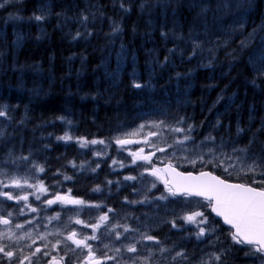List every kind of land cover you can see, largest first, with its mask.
<instances>
[{
    "label": "trees",
    "instance_id": "1",
    "mask_svg": "<svg viewBox=\"0 0 264 264\" xmlns=\"http://www.w3.org/2000/svg\"><path fill=\"white\" fill-rule=\"evenodd\" d=\"M248 1H243L241 12L235 0H50L49 20L35 19L41 16L38 0L0 9V104L11 109L12 116L11 121L0 118L4 129L0 137V172L6 173L0 179L28 176V183L42 181L59 196L70 194L78 200L95 202L106 206L104 212L112 208L114 213L129 216L128 221L139 223L140 231L156 236L173 253L183 248L193 260L208 249L212 251L215 246L209 248V244L184 230L193 225L186 224L178 231L166 222L182 208L189 210L173 198L145 204L124 202L125 197L143 198L145 192L151 199L165 187L152 176H140L150 164L139 156L132 163V153L139 149H144L141 156L151 153L154 139L148 144L134 142L133 149L127 150L117 144L112 150L101 144L81 148L76 139H129L142 124L163 121L164 125L175 126L183 117L186 124L194 126L193 140L187 144L189 153L193 148L207 152L201 141L211 134L217 154L220 150L231 153L234 147L245 148L252 141L248 155L259 157L264 148V79L251 83L254 74L249 61L264 45V26L256 24L264 21V3L254 0L247 7ZM121 2L130 11L124 12ZM234 9L242 13V22L239 13L236 17L231 13ZM90 12L96 19L90 18ZM84 16L87 21L82 20ZM233 17L238 29L232 28L236 21ZM76 19L83 23L78 24ZM113 22L120 26L119 32L113 31ZM254 30L257 36L241 50L240 39ZM78 32L81 35L74 39ZM120 50L123 59H116ZM134 80L146 87L133 88ZM221 96L223 99L217 103ZM238 127L244 130L239 135ZM164 132L169 131L162 125L160 134ZM66 134L73 140L66 143L56 139ZM183 135L180 133V138ZM95 150L101 155L97 156ZM112 160L117 164L113 165ZM70 161L82 164L83 169L71 167ZM30 162L43 165L45 171L38 172ZM152 164L157 168L162 165L156 161ZM201 167L198 163L195 169ZM211 170L234 183L252 178L228 176L219 168ZM64 175L72 179L64 180ZM125 175L138 179L124 180ZM108 180L113 183L108 185ZM147 181H155L156 188L147 191ZM97 186L100 192L92 190ZM3 200L0 197L5 206ZM47 209L50 217L59 211L51 210L49 205ZM205 215L209 225L215 227L212 240L218 235L230 244L222 249H230L226 253L228 264H260L233 244L230 230L213 223L216 220L209 209ZM183 223L177 220L178 225ZM146 247L155 250L159 246ZM154 258H161L158 252Z\"/></svg>",
    "mask_w": 264,
    "mask_h": 264
},
{
    "label": "snow or ice",
    "instance_id": "2",
    "mask_svg": "<svg viewBox=\"0 0 264 264\" xmlns=\"http://www.w3.org/2000/svg\"><path fill=\"white\" fill-rule=\"evenodd\" d=\"M11 2V0H0V8H3L6 3ZM238 7H245V4L242 0ZM120 7L124 12L130 11L129 8L125 7L124 3H120ZM227 7V5H225ZM247 7H251V3L247 4ZM35 19L41 20L43 16H36ZM83 21H87L88 17H82ZM120 26L113 22V31L119 32ZM255 31V30H254ZM254 33H249L247 37L240 39L239 47L241 50L247 48L251 43ZM81 34L78 32L75 38H78ZM91 35V33H88ZM162 35H165L162 33ZM198 47V45H197ZM259 55L256 53L250 58L249 63L252 65L253 70V79L251 83L256 84V80L264 79V45L258 49ZM195 55V51H193ZM167 60V58H165ZM179 75V74H178ZM135 89H142L146 85L139 82L133 81L132 85ZM223 97L217 98V103ZM0 118H3L5 121H11V109L6 105L0 104ZM58 119L63 120V117H58ZM23 122V121H21ZM217 126L219 125V120H217ZM169 132L172 133H183L182 138L173 137V142L168 143L167 147H161L157 143H151L150 147L154 148L159 152H166L168 148H174L175 145H182L179 151L182 153L180 157L176 156V151L170 153V156L177 159V163L183 166L184 164H189L193 168L199 163L202 167L197 170L196 174L192 172H181L177 170V167L174 166L169 160L166 168L164 170L165 174L161 175V169L157 168L152 164L151 156L155 155V151L149 153L148 155L141 156L144 152V149L141 148L137 153H132L134 159L132 163H135L136 157L139 156L144 163L150 164V168H143L140 172V176L145 174L154 177L156 180H159L164 184V189L160 195H154L149 199L147 193L143 194V198H137L134 200H128L125 197V203L130 204H145L151 203L152 200L167 201L169 198H173L174 202L178 205H182L184 208H188V211L181 209V213H178L172 220L166 221L171 225L172 228L180 231L184 229V225L191 224L193 225L192 229H184L193 235L197 240L203 241L205 244L214 243L212 240V235L215 232V227L209 225L208 216L205 215V210L210 209L211 213H215L217 217L223 219V223L230 226L232 231H229L228 235L233 242V244L240 246L239 250L243 251L245 256L255 257L260 261V264H264V148H261L259 157L256 154L248 155L249 149L252 141L249 142V145L245 148H233L231 153H226L222 150L217 154V146L215 145V137L209 134L207 137L201 141L202 144H205L207 147V152L204 151H195L193 148L192 153H189V146H187L189 141L193 140L192 132L194 126L192 124H186L185 119L180 117L177 119L175 126L164 125L163 121L159 123L153 122L151 125H147L150 128L161 129V126ZM146 125H140L139 132L143 131ZM244 130L237 128V134L239 135ZM4 129L0 127V137H3ZM160 132H149L145 139L142 141L145 144L149 143L148 137L159 136ZM64 142L72 141L73 137L69 135H64L56 138ZM139 143L141 141H132L126 138L116 137L114 143L120 145L123 148L124 145L129 143ZM207 142V143H206ZM76 143L79 144V147L85 148L88 145L96 144H105L104 140H87L86 138H77ZM239 153V155H237ZM97 156H100L101 153L96 151ZM23 160H28V157H21ZM31 167L36 169L38 172L43 173L45 168L41 164L35 162H30ZM71 167H79L83 169V165H77L75 161L69 162ZM112 164H117L116 160H112ZM121 167L125 165L121 163ZM222 169L223 172L227 173L228 176H233L234 174L251 176V180L247 182H235L232 183L228 179L216 175L214 171L209 169ZM99 167V164L96 166ZM96 169L93 168L92 171ZM59 175L60 173H56ZM0 175H6V173L0 172ZM258 177V178H257ZM64 180H71V176L64 175ZM124 180L136 181L137 176L125 175ZM113 181L108 180L107 184L111 185ZM119 183V182H117ZM149 187L147 191L156 188L155 181L146 182ZM259 185L260 187H257ZM30 188L35 189L36 191L32 193H16L15 195L12 192H6L2 189L5 188ZM135 190V186L133 185ZM43 191L47 195V189L44 187L43 182L37 183H28L27 180L24 183L15 177H12L10 180L5 181L0 179V197L6 198L7 200H16L19 203L21 200L27 201L29 195L35 196L36 200H40L41 196L37 194L39 191ZM94 192H100L102 189L97 186L92 189ZM166 193V194H165ZM175 198H179L176 200ZM196 198V199H193ZM61 202L62 204L71 203L73 205H80L86 207L100 208V204H86L83 200L71 199L67 200L64 197L55 195L53 198L43 201L47 205H52L56 202ZM203 201V203H201ZM195 205V207H192ZM24 207L31 208L32 212H36L37 208L31 207L29 204H25ZM106 207V206H104ZM20 214H24L23 208L18 210ZM114 209L106 208V211L99 214L97 219L94 222L88 223L80 219H76L74 223L81 225L83 228H90L91 233L83 232L80 238H76L77 231L71 229L68 231L67 235H64L63 240L57 239L55 243L47 240V235L52 233H46L41 235L39 239L44 240L45 243L42 247L32 248V244H35V239L32 240V244L24 245L23 247H16L13 249L12 244L0 243V264H25V261H28V264H61V262L66 261L67 264H76V261L79 264H105L106 261H113L114 264H159V260H154L157 252L159 256L163 259L168 260L169 264H228L226 253L230 249L224 251H213L210 253L204 254L199 259L193 260L189 254H186L182 250L172 252V249H169L163 245L160 239L156 236L149 234L147 231H140L139 228H132L127 223L121 224L118 218H114L112 223H108L110 217L109 214L113 213ZM9 217L12 215L11 212L7 214ZM78 215V214H77ZM60 218V213L57 212L55 216L50 217V219L58 220ZM177 220L183 221L181 225L177 224ZM11 223L10 219L0 216V224L9 225ZM27 223L34 224V220H28ZM214 224H218V221H214ZM208 225V227H204ZM105 228V231L101 233V236L111 235L114 240H122V243L114 248L110 249L113 252L112 255H109L107 251L101 252L99 257L96 256L93 252V245L89 241H97L99 237L96 233L101 227ZM16 228H22L24 225L16 224ZM117 229H122V231H117ZM10 231V230H9ZM128 233H138L137 235L129 236ZM8 240H12V236H15L16 233L8 235L4 234ZM31 237V233H28ZM55 235L60 236L61 233L57 232ZM208 237V239H205ZM23 236H17L16 241H13V244H16L19 240L23 239ZM218 240L219 237L217 236ZM71 241V247L67 242ZM51 244V248H49ZM63 244L64 247L61 249L60 245ZM149 244L158 245L159 247L155 250H152L146 247ZM138 245H141V248H138ZM105 249H109L108 244H104ZM24 248L32 249L30 252H25ZM76 249H80L78 253ZM99 250V249H98ZM53 252H57V255H52ZM71 253V256L69 255ZM169 253L170 255L165 257L164 254ZM132 254V255H125ZM49 259H45V258ZM73 257L75 259H73Z\"/></svg>",
    "mask_w": 264,
    "mask_h": 264
},
{
    "label": "rangeland",
    "instance_id": "3",
    "mask_svg": "<svg viewBox=\"0 0 264 264\" xmlns=\"http://www.w3.org/2000/svg\"><path fill=\"white\" fill-rule=\"evenodd\" d=\"M25 1H27V0H11V2H9V3H6L5 4V6L3 7V8H0V9H3V10H5L6 8L8 9V8H10L11 6H13V5H15L16 3H24ZM39 1V5H40V9H39V11H40V15H42L43 16V19L44 20H46V19H50V8H51V4H50V0H45V1H43V0H38ZM236 1V3H238V4H240V1L241 0H235ZM244 1V0H243ZM246 1H248V0H245V2ZM45 2H46V4H45ZM251 3V6H252V4H253V2H254V0H249L248 1V3ZM263 3H264V0H263ZM237 4V5H238ZM44 5L46 6L47 5V7H45L44 8ZM244 7H238V9H241L240 11H242V9H243ZM238 10H236V9H234L233 11H232V13H233V15H236V13H238L237 12ZM239 15V20H240V18L241 17H243V15L241 14V12L238 14ZM89 16L90 17H92V18H94L95 17V15L92 13V12H90V14H89ZM96 19V18H95ZM236 19V18H235ZM241 22H242V20H240ZM260 21V22H259ZM76 22L78 23V24H82L83 22H81V20L80 19H76ZM95 23L97 22V20L96 21H94ZM254 23V22H253ZM261 23V24H260ZM233 25H232V28H234V29H238L239 28V26H238V21H237V19H236V21H234V23H232ZM255 24V23H254ZM256 24H259L258 26H262V24H263V26H264V22H263V20H258L257 22H256ZM254 27V26H253ZM232 28H230V31L232 30ZM254 29V28H253ZM253 37L255 38L256 36H257V34H258V32H257V30H255V31H253ZM116 53H117V50H116ZM122 53H121V50L119 51V54H117V57H116V59L119 57V58H121V59H123V57H122V55H121ZM115 62V64H117L118 65V63H117V61L115 60L114 61ZM147 125H151V124H147ZM145 126V128L143 129V131H141V132H139L138 134H134V133H137V131L136 132H134L130 137H129V140H132V141H143L144 139H145V137L147 136V134L149 133V132H157V131H159L160 132V130L161 129H156V128H150V127H148V126ZM179 134L180 133H172V132H164L163 134H160L159 136H151V137H148V140H149V142L151 143V141H152V139H154V142L155 143H157L159 146H161V147H167V144L168 143H172L173 142V137H177V138H180V136H179ZM133 136V137H132ZM122 138V137H121ZM123 138H125V137H123ZM114 140H115V137L111 140V141H109V142H105V144H101L102 146L103 145H106L110 150H112L113 148H114V146H115V143H114ZM137 144V143H136ZM181 147H184V146H182V145H175L174 146V148H168V150L166 151V152H159V151H156L154 148L151 150V152H154L155 151V155L154 156H151V161H156V162H158V163H162V165L161 166H163V164H165V163H168V161L170 160L171 162H175L176 164H177V159L176 158H173L172 156H170V153H172L173 151H176V156L177 157H180L181 155H182V153L179 151V149L181 148ZM126 150L128 149V148H125ZM129 149H133V148H129ZM178 166H181L180 164H178ZM181 167H191V165H189V164H184L183 166H181ZM161 175H164L162 172H161ZM142 185H145V183L144 184H142ZM145 187V186H144ZM143 187V188H144ZM25 189V192L24 193H32V192H34V191H36L35 189H30V188H27V187H25L24 188ZM42 191V190H41ZM47 195H48V192H47ZM33 195H29L28 196V200L32 197ZM27 200V201H28ZM53 205V204H52ZM110 247H112V244H110ZM252 258V257H251ZM159 261H163V259H158ZM163 263L164 264H169V262L168 261H163ZM173 264H174V262H173Z\"/></svg>",
    "mask_w": 264,
    "mask_h": 264
},
{
    "label": "bare ground",
    "instance_id": "4",
    "mask_svg": "<svg viewBox=\"0 0 264 264\" xmlns=\"http://www.w3.org/2000/svg\"><path fill=\"white\" fill-rule=\"evenodd\" d=\"M94 11V10H93ZM231 11V10H230ZM233 11V10H232ZM238 12V11H237ZM242 12V11H241ZM232 13V12H231ZM239 13V12H238ZM242 14V13H241ZM233 16H235V15H233ZM232 17V16H231ZM236 17V16H235ZM235 17H233V18H235ZM91 18V17H90ZM94 18H96V17H94ZM93 21V20H92ZM95 21V20H94ZM260 22V21H259ZM264 22V21H263ZM94 23V22H93ZM97 23V22H96ZM261 24V23H260ZM259 25V24H258ZM262 26H263V24H262ZM210 29V28H209ZM199 44V43H198ZM148 59V58H147ZM128 74V73H127ZM130 74V73H129ZM210 106V105H209ZM71 126V125H70ZM95 153V152H94ZM147 186V185H146ZM143 193V192H142ZM144 194V193H143ZM146 212H147V210H145ZM119 212V211H118ZM122 212V211H121ZM164 212V211H163ZM123 214V213H122ZM147 214V213H146ZM152 214V213H151ZM124 215V214H123ZM149 215V214H148ZM150 216V215H149ZM154 216V215H153ZM167 216V215H166ZM161 217H162V215H161ZM165 217V216H164ZM166 218V217H165ZM162 219V218H161ZM168 219V218H167ZM160 226V225H159Z\"/></svg>",
    "mask_w": 264,
    "mask_h": 264
},
{
    "label": "water",
    "instance_id": "5",
    "mask_svg": "<svg viewBox=\"0 0 264 264\" xmlns=\"http://www.w3.org/2000/svg\"><path fill=\"white\" fill-rule=\"evenodd\" d=\"M165 168H166V165L162 168V170H163V172H164V170H165ZM179 171V170H178ZM164 174H165V172H164ZM194 199H196V198H194ZM212 215L213 216H215L217 219H219V220H221L222 222H223V219L221 218V217H217L216 215H215V213H212ZM224 224V223H223ZM226 227H230L229 225H226V224H224Z\"/></svg>",
    "mask_w": 264,
    "mask_h": 264
}]
</instances>
